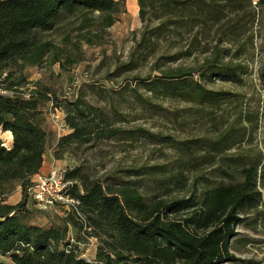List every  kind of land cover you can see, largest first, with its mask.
<instances>
[{"label": "trees", "instance_id": "16d2710c", "mask_svg": "<svg viewBox=\"0 0 264 264\" xmlns=\"http://www.w3.org/2000/svg\"><path fill=\"white\" fill-rule=\"evenodd\" d=\"M138 3L143 29L134 40L142 51L138 57L132 52L119 73L138 69L152 58L150 74L142 78L152 93L211 107L227 99L228 93L212 90L205 82L215 77L242 80L246 62L253 60L247 46L254 45L256 8L264 10V0L256 5L251 0ZM126 10V0H0V132L12 133L10 146L0 137V256L13 264H223L235 259L231 245L236 226L259 208L257 166L236 169L242 175L237 179L232 167L238 163L224 162L225 158V166L215 169L217 174L203 184L200 198L192 193L147 199L141 191L144 174L159 182L164 178L148 169L137 170L132 185L114 187L75 167L65 175L71 181L69 194L79 203L47 224L33 222L28 187L54 140L48 125L49 103L56 100L71 129L55 138L57 159L103 138H133L146 132L113 126L104 109L85 99L84 93L58 103L51 87L27 73L46 64L71 70L85 60L84 46L103 44L109 28ZM159 46L166 52L157 53ZM199 56L198 67L172 65ZM259 78L264 86V63ZM136 98L145 101L141 93ZM188 142L193 141L181 143V153L190 159L193 146ZM205 143L219 153L233 141L226 133ZM205 158L213 163L215 154L208 150ZM16 185L22 189V199L8 203ZM81 234L98 240L92 260L82 257Z\"/></svg>", "mask_w": 264, "mask_h": 264}, {"label": "rangeland", "instance_id": "374dc122", "mask_svg": "<svg viewBox=\"0 0 264 264\" xmlns=\"http://www.w3.org/2000/svg\"><path fill=\"white\" fill-rule=\"evenodd\" d=\"M251 1L256 5L255 0ZM126 6V12L109 28L106 41L101 45H85V60L71 70L62 71L58 64H46L32 67L27 73L31 79L51 87L58 103L66 97L74 99L84 93L85 99L104 109L108 122L113 126L123 131L144 129L146 132H138L133 138L120 135L103 138L70 149L57 159L54 156L55 138L71 129L65 117L62 121L65 111L56 106L55 100L46 108L54 140L46 152L43 172L80 167L82 171L119 187L124 183L132 185L138 178L136 171L148 169L157 173L160 180L164 177L159 182L144 174L141 191L150 200L154 196L173 199L188 197L192 193L200 198L207 178L217 174L215 169L225 166L228 159L231 164L238 163L232 167L237 179H242L238 169L255 165L258 168L257 187L261 193L259 208L245 214L243 221L236 226L237 233L231 245L235 259L223 264H264V86L259 78V69L264 63V10L256 8L257 17L252 30L254 45L247 46L253 60L246 62L248 69L241 74L242 80L228 81L215 77L205 82L212 90L228 93L227 99L211 107L180 97L152 93L147 83L142 81L150 74L152 58L138 69L119 73V68L131 59L132 52L138 57L142 51L134 40L143 29L138 0H126ZM157 49L159 54L166 52L165 46ZM201 58L181 59L172 65L198 67ZM157 74L151 73V76ZM194 75L198 77L199 72ZM136 77L141 79L136 80ZM137 93H141L145 101L138 100ZM226 133L233 141L226 150L215 153L206 146V139L215 140ZM0 137L8 146L11 145L12 138L8 134L0 132ZM190 140L193 142L188 143L193 150L188 159L181 153V143ZM208 150L212 156L215 154L213 163L205 160ZM222 158H225L224 162ZM21 199L22 189L16 185L7 198L8 203L15 204ZM27 204L33 211V222L38 224L53 221L64 214L66 206L71 207L70 204H59L44 209L30 195L27 196ZM80 241L82 257L94 259L98 240L81 234ZM1 260L13 264L7 257L0 256Z\"/></svg>", "mask_w": 264, "mask_h": 264}, {"label": "built area", "instance_id": "2783aa9c", "mask_svg": "<svg viewBox=\"0 0 264 264\" xmlns=\"http://www.w3.org/2000/svg\"><path fill=\"white\" fill-rule=\"evenodd\" d=\"M1 92L5 93L4 91ZM64 117L65 114L62 117L63 122ZM58 118L59 115L56 119ZM65 172V170H51L48 173H37L28 187V194L44 209L54 208L59 204L77 205L79 201L69 194L71 181L66 179ZM68 209L69 207L66 206L65 212Z\"/></svg>", "mask_w": 264, "mask_h": 264}, {"label": "crops", "instance_id": "0c3cea01", "mask_svg": "<svg viewBox=\"0 0 264 264\" xmlns=\"http://www.w3.org/2000/svg\"><path fill=\"white\" fill-rule=\"evenodd\" d=\"M47 158V154H45V159ZM45 159H44V163H43V166L41 167V169H40V172H43V170L46 168V166H45ZM36 176V175H35ZM34 176V177H35Z\"/></svg>", "mask_w": 264, "mask_h": 264}, {"label": "bare ground", "instance_id": "6f19581e", "mask_svg": "<svg viewBox=\"0 0 264 264\" xmlns=\"http://www.w3.org/2000/svg\"><path fill=\"white\" fill-rule=\"evenodd\" d=\"M5 133L8 134V136L10 137V139L12 138V133L10 131H6ZM4 144L7 145L5 142H4Z\"/></svg>", "mask_w": 264, "mask_h": 264}]
</instances>
